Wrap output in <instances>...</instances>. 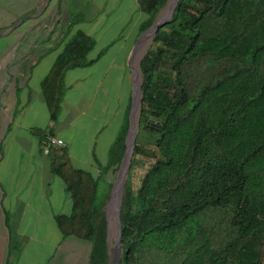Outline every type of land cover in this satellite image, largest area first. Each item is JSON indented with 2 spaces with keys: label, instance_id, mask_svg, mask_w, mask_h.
Returning <instances> with one entry per match:
<instances>
[{
  "label": "trees",
  "instance_id": "trees-1",
  "mask_svg": "<svg viewBox=\"0 0 264 264\" xmlns=\"http://www.w3.org/2000/svg\"><path fill=\"white\" fill-rule=\"evenodd\" d=\"M93 45L78 32L44 78L53 117L65 70L89 63ZM140 67L139 131L157 135L154 147L137 139L131 170L138 155L152 163L136 191L130 178L124 187L121 264H264V0H179ZM126 134L105 173L119 169ZM48 154L73 198V213L57 216L60 230L92 243L88 264H107L99 180L75 168L65 146Z\"/></svg>",
  "mask_w": 264,
  "mask_h": 264
},
{
  "label": "crops",
  "instance_id": "crops-1",
  "mask_svg": "<svg viewBox=\"0 0 264 264\" xmlns=\"http://www.w3.org/2000/svg\"><path fill=\"white\" fill-rule=\"evenodd\" d=\"M18 1L9 15L12 5L0 4V250L14 260L20 250L41 251L50 242L59 259L62 248L90 243V257L92 243L65 237L57 224L58 215L73 213V198L44 140L62 139L58 146L68 149L75 168L109 183L112 171L103 170L140 82L132 50L158 0ZM80 31L94 39L90 62L65 70L53 117L42 82Z\"/></svg>",
  "mask_w": 264,
  "mask_h": 264
},
{
  "label": "rangeland",
  "instance_id": "rangeland-1",
  "mask_svg": "<svg viewBox=\"0 0 264 264\" xmlns=\"http://www.w3.org/2000/svg\"><path fill=\"white\" fill-rule=\"evenodd\" d=\"M16 1H18V0H0V4H2V3L7 4V5H5L7 7L6 9L9 8V4L12 5V7L10 8V11L8 12L7 15L14 12ZM170 2H171V0H167V2L163 6L160 7L158 12L156 13L157 17H156L155 22L160 20L162 18V16L167 13ZM17 3L19 4L20 1H18ZM156 5L157 4H155V6ZM155 6H152L150 8V11H151L150 13L153 14ZM77 14H79V13H77ZM75 19H77V18L74 17V20ZM18 21L19 20H17V22ZM17 22L15 19V23H17ZM141 29H142V27H141ZM142 32L143 31H141L140 36L137 38V40L135 42L134 48L132 50L133 51L132 56H131V62L134 66V70L136 71V68H137V70L139 72L140 83H142V72H141L140 63H141L143 56L148 51V49L151 45L152 39L154 37V35H150V37H149L150 40L148 41V40H146V38H147L146 34H143L144 32L143 33ZM120 38H122V37H120ZM137 79H138V75H136V80ZM131 103H132V101L129 102V104L127 106L125 123H124V127L122 130L123 132H127V134L129 132V128H130V124H131V119H130ZM136 103H137V95H136ZM140 106H141V100H140L138 111L134 113V119L135 120L140 118V109H141ZM139 129H140V124L138 126L139 138L137 136V139H139L142 143L147 144L148 146L154 147L153 143L155 140V136L157 134L155 132H149L147 130L139 131ZM127 134H126V137H127ZM137 159L134 162L132 170H130L131 173L129 174V177H128V178H130V182L133 186L134 191H136L137 188L140 186L141 181H142V177H143L146 169L152 163V160L149 157L138 155ZM118 174H119V169L116 172L115 171L111 172V180L109 181V183H106L104 178L99 180V192H98V199L96 202L97 207L103 208L105 215L106 216L108 215L110 217V221H113V223L111 222L112 223L111 246H110L111 249H114L115 241H116V237H117V226H116V222H115V210L113 208H111V201H112L113 187H114V184L116 183V179H117ZM86 244L88 246L87 249H85L83 247L72 248L71 250H67L66 248H62L63 252L60 255V253H61V251H60L59 259L58 258L55 259V257L58 255V250H55L53 247V244L50 242H48L46 245H43L41 251L32 252L31 250H26V251L20 250L19 251V257L17 259H14V260L11 256H8L9 255L8 251L0 250V264H6L8 261L7 260L8 257L10 258V261L7 264H52L54 259H55L54 261L57 260L56 261L57 264H87V263H89L88 259H89V252H90L91 245H90V243H86ZM35 246H36V244H35ZM32 254H34L33 259L30 258Z\"/></svg>",
  "mask_w": 264,
  "mask_h": 264
},
{
  "label": "water",
  "instance_id": "water-1",
  "mask_svg": "<svg viewBox=\"0 0 264 264\" xmlns=\"http://www.w3.org/2000/svg\"><path fill=\"white\" fill-rule=\"evenodd\" d=\"M179 0H176L174 6L168 13L166 17H164L161 20H158L157 22H154L148 29L144 31L143 34L150 33L152 35H155L157 31L164 26L167 22H170L174 16L177 4ZM139 91L140 93V99H139V104L140 100L142 97V83H137L135 84L134 88V102L133 106L131 109L130 113V119H131V124L129 128V132L126 137V150L124 152V156L121 161V165L119 167V174L116 179V183L114 184L113 187V192H112V201L111 204L114 202L113 209L115 210V222L117 226V237L115 241V246L114 249H111V231H112V223L110 221V217L107 215L108 219V236H107V241H108V248H109V256H108V261L107 264H121V258H122V253H123V248H122V217H121V206H122V199H123V191L125 184L127 182V179L130 174L132 162H133V157H134V152H135V147L137 144V136H138V130L133 132V119H134V113H135V107H136V92ZM140 124V118L138 120V126ZM157 122H149L148 126H151L152 128H156L160 130V128L156 127ZM130 140H132V148L130 151Z\"/></svg>",
  "mask_w": 264,
  "mask_h": 264
},
{
  "label": "bare ground",
  "instance_id": "bare-ground-1",
  "mask_svg": "<svg viewBox=\"0 0 264 264\" xmlns=\"http://www.w3.org/2000/svg\"><path fill=\"white\" fill-rule=\"evenodd\" d=\"M175 2H176V0H171V2H170V4H169V7H168V10L166 9V10H167V13L164 14V15L162 16L161 19H163L165 16L168 15V13L170 12V10H171L172 7L174 6ZM161 19H160V20H161ZM150 35H152V34H150V33H147V34H146V37H147V38L145 37L146 40H148V41L150 40V38H149ZM139 83H140V82H139ZM139 83H138V84H139ZM136 94H137V103H136V107H135V112L138 111V108H139V99H140V93H139V91H137ZM140 107H141V106H140ZM138 120H139V119H136V120L134 119V120H133V132L138 130ZM131 148H132V140H130V151H131ZM114 204H115L114 202L111 204V208H113ZM111 222L113 223V221H111Z\"/></svg>",
  "mask_w": 264,
  "mask_h": 264
},
{
  "label": "built area",
  "instance_id": "built-area-1",
  "mask_svg": "<svg viewBox=\"0 0 264 264\" xmlns=\"http://www.w3.org/2000/svg\"><path fill=\"white\" fill-rule=\"evenodd\" d=\"M64 143V141L62 139L59 138H52L49 137L46 140H44V148L46 151H49L50 146H58V145H62Z\"/></svg>",
  "mask_w": 264,
  "mask_h": 264
}]
</instances>
